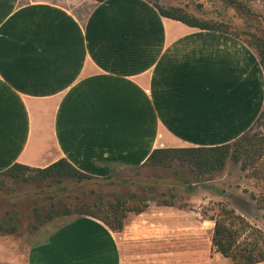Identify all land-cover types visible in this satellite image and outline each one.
Masks as SVG:
<instances>
[{
  "label": "crops",
  "instance_id": "1",
  "mask_svg": "<svg viewBox=\"0 0 264 264\" xmlns=\"http://www.w3.org/2000/svg\"><path fill=\"white\" fill-rule=\"evenodd\" d=\"M263 108L245 34L164 17L150 0H0V172L66 158L106 177L156 148L233 142ZM214 228L155 202L121 231L61 216L34 233L24 264H231Z\"/></svg>",
  "mask_w": 264,
  "mask_h": 264
},
{
  "label": "trees",
  "instance_id": "2",
  "mask_svg": "<svg viewBox=\"0 0 264 264\" xmlns=\"http://www.w3.org/2000/svg\"><path fill=\"white\" fill-rule=\"evenodd\" d=\"M255 1L259 0H246V2L230 0L238 10L247 9L250 14L254 13L247 2ZM153 4L162 16L179 20L192 27L244 34L230 30V26L226 23L198 17L181 6ZM250 34L251 40L247 39V41L258 51L264 68V33L263 35ZM263 115L264 108L254 125ZM250 130L233 142L222 145L156 148L143 164L134 169L142 167L171 169V174L174 178L180 179L181 184L191 186L196 182L213 179L232 162L239 165L242 171L248 172L247 176L257 180L261 185V191L258 194L252 193L251 199L255 201L258 209L264 211V133H251ZM113 175L97 177L81 171L68 159L62 158L46 167L14 163L0 172V186L5 185V180L14 183H45L44 188L47 187V191L42 188L38 193L49 192L48 197L43 200H34L32 208L29 230L33 234L49 221L70 215H90L102 220L112 230L121 231L128 212H143L148 207L146 203L148 200H157L162 205H175V194L166 192L144 198L139 197L135 192H127L115 194L110 199L99 196L81 202L70 195L64 198L59 195L73 185L95 179H111ZM219 192L224 194L223 190ZM235 204L238 208L244 206L242 200H236ZM18 218V213L10 211L5 218L0 219V236L16 235L19 232ZM211 219L215 221L212 245L217 252L230 259L231 264H252L264 261V231L254 226L243 214L238 213L235 207L221 203L218 212L211 215ZM247 232L251 233V237L242 241V236Z\"/></svg>",
  "mask_w": 264,
  "mask_h": 264
},
{
  "label": "rangeland",
  "instance_id": "3",
  "mask_svg": "<svg viewBox=\"0 0 264 264\" xmlns=\"http://www.w3.org/2000/svg\"><path fill=\"white\" fill-rule=\"evenodd\" d=\"M164 6H181L190 13L216 22L229 25L230 30L244 33L251 40L250 33L263 35L264 33V1L247 2L254 14L245 9L240 11L232 5L230 0H150ZM246 2V0H241ZM258 19V20H256ZM251 133H264V115L253 128ZM171 169L162 167H142L123 170L113 175L111 179H95L83 184L69 187L61 195L75 197L76 201L91 200L99 196L110 199L115 194L135 192L139 197H151L162 192L175 194V205L191 210H200L206 215L218 212L219 204H229L235 207L238 213L244 216L256 227L264 231V211L257 208L251 194H258L262 187L255 179L247 176L248 172L240 169L239 165L230 162L227 167L213 179L196 182L191 186L181 184L180 179L174 178ZM45 183H14L5 180L0 186V219L14 211L19 214V232L16 235L0 237V264H24L25 255L33 242V233L30 232L32 208L34 200L47 198L49 192L40 194ZM47 187L44 190L47 191ZM223 190L221 194L219 190ZM43 190V191H44ZM55 194V192H54ZM39 195H46L40 197ZM236 200H242L244 206L238 208ZM159 204L157 200H148ZM246 207V209H244ZM136 212H128L125 222ZM74 216V215H70ZM250 232L242 236V241L250 238Z\"/></svg>",
  "mask_w": 264,
  "mask_h": 264
}]
</instances>
